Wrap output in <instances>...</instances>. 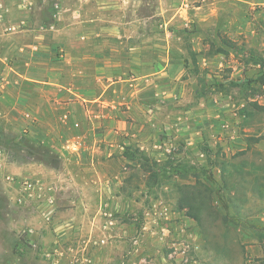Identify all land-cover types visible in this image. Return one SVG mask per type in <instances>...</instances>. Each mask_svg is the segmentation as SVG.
<instances>
[{
  "label": "rangeland",
  "instance_id": "obj_1",
  "mask_svg": "<svg viewBox=\"0 0 264 264\" xmlns=\"http://www.w3.org/2000/svg\"><path fill=\"white\" fill-rule=\"evenodd\" d=\"M262 70L264 0H0V264H264Z\"/></svg>",
  "mask_w": 264,
  "mask_h": 264
},
{
  "label": "trees",
  "instance_id": "obj_2",
  "mask_svg": "<svg viewBox=\"0 0 264 264\" xmlns=\"http://www.w3.org/2000/svg\"><path fill=\"white\" fill-rule=\"evenodd\" d=\"M220 52H223L222 50L219 51ZM263 71V70H262ZM250 81H253L255 83H258L260 85H264V71L261 72V74L255 79V80H250ZM139 149V148H138ZM136 152H138L136 150ZM135 150H131L129 147L127 148V151H126V155H128V157L132 160H141V161H146V157L140 153H136ZM155 164H159L161 163L160 161H157L155 160L154 162ZM164 166H167L168 167V171L170 174H184L188 171V168L185 166V165H182V164H179V163H172L170 160H165L164 162ZM150 165V164H148ZM153 173V176H157L158 175V172L157 171H154L152 172Z\"/></svg>",
  "mask_w": 264,
  "mask_h": 264
}]
</instances>
